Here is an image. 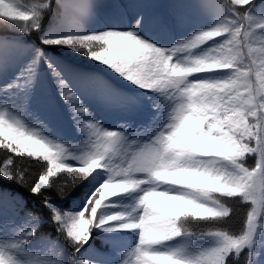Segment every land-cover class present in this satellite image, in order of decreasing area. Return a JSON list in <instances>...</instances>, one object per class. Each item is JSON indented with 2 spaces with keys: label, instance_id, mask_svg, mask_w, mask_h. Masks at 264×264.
Wrapping results in <instances>:
<instances>
[{
  "label": "snow or ice",
  "instance_id": "6c2138e0",
  "mask_svg": "<svg viewBox=\"0 0 264 264\" xmlns=\"http://www.w3.org/2000/svg\"><path fill=\"white\" fill-rule=\"evenodd\" d=\"M251 4L202 0L214 24L161 48L137 36L157 23L143 0L135 11L114 6L116 22L91 31L81 25L96 21V0H0V23L19 34L0 38V62L23 46L22 37L38 39L22 78L5 90L22 93L37 69L47 71L79 134L66 147L47 120L0 109V176L39 197L72 247L70 255L29 256L22 264H88L77 253L93 228L137 236L120 264H226L230 253L251 246L264 211V17L251 15ZM52 13L58 22L45 30ZM125 18L130 26H121ZM50 49L100 67L62 64ZM85 182L91 188L78 211L57 209L47 194L63 199ZM123 194L130 203L110 211L111 198ZM229 199L250 204L238 232L217 227L233 215ZM192 224L215 230L193 232ZM179 236L208 237L214 246L190 257L157 249ZM0 264L16 261L0 251Z\"/></svg>",
  "mask_w": 264,
  "mask_h": 264
},
{
  "label": "trees",
  "instance_id": "16d2710c",
  "mask_svg": "<svg viewBox=\"0 0 264 264\" xmlns=\"http://www.w3.org/2000/svg\"><path fill=\"white\" fill-rule=\"evenodd\" d=\"M171 0H149L146 4L144 12L149 18H153L156 14L154 11H160L165 5H168ZM23 2V0H22ZM202 0H199L200 8ZM116 0H96V21L87 25L88 30H103L104 26L115 23L113 18V7L117 6ZM264 5V0H252V4L248 6L251 15H256L258 6ZM153 11V12H152ZM54 13L44 17L43 26L45 30L51 26ZM2 20V18H0ZM121 26H126V18L121 21ZM19 35L11 29L5 27L0 23V38L3 36ZM221 39L220 37H217ZM214 38V39H217ZM23 46L19 47L9 53L6 62H0V70L5 66H10V71L14 76L9 79L12 83L22 76L18 74L19 71H24L25 63L23 58L30 56V48L32 42L38 39L35 34L30 38L22 37ZM48 54L54 57L55 60L62 64H68L72 67H100L88 62L84 63L83 58H77L75 54H70L66 50L58 51L55 49L48 50ZM12 57L13 62L10 61ZM19 62L17 68L14 63ZM16 69V71H15ZM37 71H40L39 69ZM9 76V75H8ZM45 88L41 89L44 94L51 95L54 99L58 100L59 104L64 107L68 105L61 99L59 93L56 91L52 83L51 75L46 71ZM5 82L8 77L1 76ZM25 85L24 89L27 88ZM79 140V134L70 131L68 134L67 146L75 145ZM3 158V152L0 151V159ZM35 160V158H32ZM249 165H254V160L249 159ZM33 170L34 165H30ZM63 183V181H60ZM91 185L82 183L72 190L67 196L61 199L56 196L55 192L51 189L47 190L48 196L52 198L54 206L62 211H78L80 202L85 194L89 193ZM130 196L128 194L118 195L111 198V203L116 206L111 208L112 212H119ZM226 206L234 210L233 215L227 224L218 225L217 227L227 228L233 232H238L242 226V221L246 218L247 209L250 204L246 202H238L237 200H227ZM190 231H207L215 230L211 225L206 224H192ZM0 228L4 231L7 238L6 241H0V251L5 255L11 256L16 264H22V261L31 257H51L55 258L57 253L67 256L72 252V247L66 237L57 232L56 225L49 219L48 210L45 209L40 198L33 196L26 187L21 186L13 180H9L0 176ZM32 230L34 235L27 238V243L21 245L19 248L13 249L10 244L19 242L25 239L24 233ZM137 243V236L132 232H107L102 229L93 228L91 238L84 244L77 256L79 259L88 261V264H120L121 259L124 258V253L130 250ZM214 246V241L208 237H184L179 236L175 240L166 242L163 245H158L157 249L160 251H179L184 256H194L200 251ZM252 255V264H264V211L258 216L257 227L254 232L253 242L251 246L243 247V251L236 255L234 252L226 257V264H249V254Z\"/></svg>",
  "mask_w": 264,
  "mask_h": 264
},
{
  "label": "rangeland",
  "instance_id": "374dc122",
  "mask_svg": "<svg viewBox=\"0 0 264 264\" xmlns=\"http://www.w3.org/2000/svg\"><path fill=\"white\" fill-rule=\"evenodd\" d=\"M143 2H145L146 6L149 0H143ZM120 5L135 11V0H119V5L117 4V6ZM255 11V17H264V5L258 6ZM154 20L157 21L155 25H149L137 36L145 42L161 48H168L176 40H182L192 33L209 28L215 22L214 15L210 10H201L199 0H171L168 5L164 6L156 14ZM127 26L130 25L127 24ZM216 40H219V38ZM0 72L2 73V71ZM45 75L46 72L37 71V78L31 84H28L22 93L5 90L4 86L11 82H5L0 76V109H7L13 114L22 115L26 121L32 123L36 122L35 117L47 120L53 128L64 133V138L61 139V142L66 144L69 132H75L72 114L68 106L64 107L53 99L50 100V96H46L40 91L45 88ZM82 102L90 103L89 101ZM92 107H95V105L93 104ZM96 115L104 116L105 114L97 111ZM130 199L122 203L123 206L129 204ZM6 240L5 233L0 228V241ZM242 251L243 248L239 252L241 253Z\"/></svg>",
  "mask_w": 264,
  "mask_h": 264
},
{
  "label": "clouds",
  "instance_id": "9594fccd",
  "mask_svg": "<svg viewBox=\"0 0 264 264\" xmlns=\"http://www.w3.org/2000/svg\"><path fill=\"white\" fill-rule=\"evenodd\" d=\"M2 7H3V5H0V8H2ZM53 21L58 22V13H54ZM81 26L84 27L85 29L87 28V24H85V23H82Z\"/></svg>",
  "mask_w": 264,
  "mask_h": 264
}]
</instances>
